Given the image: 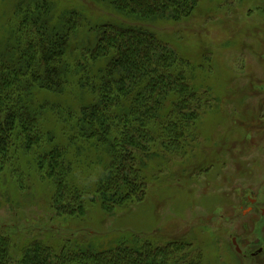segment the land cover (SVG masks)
<instances>
[{
    "label": "trees",
    "instance_id": "obj_1",
    "mask_svg": "<svg viewBox=\"0 0 264 264\" xmlns=\"http://www.w3.org/2000/svg\"><path fill=\"white\" fill-rule=\"evenodd\" d=\"M90 1H110L116 11L141 20H179L197 2ZM56 9L54 0H22L15 20L8 21L7 50L0 47V166L10 161L17 174L35 167L52 185L53 215L81 218L87 199L74 170L88 152L95 156L90 165L101 171L86 185L90 204L99 203L107 213L131 208L146 198V161L156 155L154 149L167 146L179 153L208 97L198 94L189 62L151 28L97 24L89 27L93 44L81 42L75 56L69 45L84 14ZM49 93L91 102L73 114L68 105L45 98ZM48 121L60 128L62 140ZM83 232L50 234L47 240L38 238L45 236L41 232L27 240L0 233V264H179L178 242L159 246L135 234L94 239Z\"/></svg>",
    "mask_w": 264,
    "mask_h": 264
},
{
    "label": "rangeland",
    "instance_id": "obj_2",
    "mask_svg": "<svg viewBox=\"0 0 264 264\" xmlns=\"http://www.w3.org/2000/svg\"><path fill=\"white\" fill-rule=\"evenodd\" d=\"M21 1L0 0L2 51L7 50L8 21L17 17ZM54 1L58 12L84 14L70 41L72 52L81 42L93 44L89 27L106 22L143 24L189 62L193 84L208 100L200 106L193 135L179 153L173 155L167 146L154 149L156 155L146 161V198L131 208L107 213L99 203L90 204L86 185L96 181L101 171L90 165L95 156L87 157L88 152L74 170L75 183L85 188L87 199L81 218L53 215L52 185L39 178L35 167L30 171L25 166L17 174L10 161L4 163L0 233L20 240L38 237L40 232L45 236L38 238L44 240L50 234L70 236L80 231L92 232L94 239L135 234L159 246L178 242L174 257L179 264H264V254L244 261L232 242L237 239L240 248L248 242L252 249L264 246V219L241 211L254 195L264 206V0H197L191 13L179 20H141L116 11L110 1ZM46 95L55 105H68L73 114L91 102L67 93ZM48 128L63 139L59 127L48 121Z\"/></svg>",
    "mask_w": 264,
    "mask_h": 264
},
{
    "label": "flooded vegetation",
    "instance_id": "obj_3",
    "mask_svg": "<svg viewBox=\"0 0 264 264\" xmlns=\"http://www.w3.org/2000/svg\"><path fill=\"white\" fill-rule=\"evenodd\" d=\"M252 195H254V194H252ZM246 203H247V207H244V205L241 206V211L244 215L248 216V215L254 214L255 216L258 217L259 220L261 218L264 219V206H263V203L261 202V199H259L257 196L254 195V197L249 198L250 205L248 206L247 199H246ZM220 212H221V210L219 211V213ZM235 242H236V244L233 242L235 249L237 251V248H238L239 251H237V252L244 261L256 260L261 255L264 254V246H262V245L259 246L258 248L252 249V248H250L251 245L248 242L246 247L243 246L244 248H240V245H239L237 239H235Z\"/></svg>",
    "mask_w": 264,
    "mask_h": 264
},
{
    "label": "water",
    "instance_id": "obj_4",
    "mask_svg": "<svg viewBox=\"0 0 264 264\" xmlns=\"http://www.w3.org/2000/svg\"><path fill=\"white\" fill-rule=\"evenodd\" d=\"M233 242L236 244L235 239L233 240ZM237 251H239L238 248H237Z\"/></svg>",
    "mask_w": 264,
    "mask_h": 264
}]
</instances>
